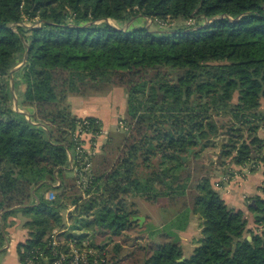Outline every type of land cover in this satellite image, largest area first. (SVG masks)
Wrapping results in <instances>:
<instances>
[{
	"label": "trees",
	"instance_id": "16d2710c",
	"mask_svg": "<svg viewBox=\"0 0 264 264\" xmlns=\"http://www.w3.org/2000/svg\"><path fill=\"white\" fill-rule=\"evenodd\" d=\"M164 67L179 70L176 80L155 71ZM11 77L14 89L25 85L16 106ZM114 86L125 89L133 128L111 168L94 155L83 197L67 174L81 119L68 98ZM263 100L264 0H0V247L5 218L20 208L30 218L20 258L48 256L53 231L67 228L61 211L75 204L70 229L82 231L66 239L81 244L94 230L88 241L109 264H264V184L248 198V227V212L228 205L200 160L215 146L219 161L264 162ZM221 113L230 117L226 134ZM129 193L168 197L172 216L144 229ZM192 214L201 236L182 259L179 231ZM134 227L164 240L113 242Z\"/></svg>",
	"mask_w": 264,
	"mask_h": 264
},
{
	"label": "crops",
	"instance_id": "0c3cea01",
	"mask_svg": "<svg viewBox=\"0 0 264 264\" xmlns=\"http://www.w3.org/2000/svg\"><path fill=\"white\" fill-rule=\"evenodd\" d=\"M134 20L135 17L130 22ZM120 89L121 88L116 87L113 91L114 94L120 92ZM68 102L74 115H77L78 117L94 116L100 119L104 126L107 127H104L106 129L105 132L107 133V131L111 129V127H108V124H111L112 120L109 121L107 119L108 123L105 124L102 110L108 108L110 109L111 115L114 114L119 101L115 98L113 99L112 95H93L87 97L70 96ZM103 135L104 134H101L99 137L102 138ZM247 166L236 164L229 159L224 161H219V159H217L216 165L212 167L211 173L212 182L215 188L219 191L220 195L225 199L228 205L238 209L241 208L248 212L246 199L251 195L260 193L259 187L264 184V162L258 161L255 170L251 169L249 165ZM60 182L61 181L58 183L60 184ZM152 205L156 208L157 213H154L153 210V213H150L149 216L142 213L138 215L145 216L143 223H146L148 220L153 226L157 223L160 224L159 226L163 227L164 223H166V221L172 216V210L168 213V210L170 209L169 198L159 197L156 202H152ZM159 212L163 213L164 216H168L164 218L162 214L161 216L159 215ZM247 214L249 218L251 213L248 212ZM149 217L151 218L150 220ZM28 219V217L16 212L9 215L7 224L5 225L6 242L0 247V264H24L20 258L18 244L24 242L28 238V228L25 226V222ZM254 225V222L249 221L248 227H254ZM196 226L197 229H192ZM150 227L151 229H159L152 226ZM179 234L181 237L180 246L184 253L183 256L187 257L193 252L198 244V238L201 236L200 219L198 216L192 214L188 226L186 229L179 231ZM248 236H250V234H248ZM158 237L156 239L155 236L152 240L158 241ZM159 239H162V237Z\"/></svg>",
	"mask_w": 264,
	"mask_h": 264
},
{
	"label": "rangeland",
	"instance_id": "374dc122",
	"mask_svg": "<svg viewBox=\"0 0 264 264\" xmlns=\"http://www.w3.org/2000/svg\"><path fill=\"white\" fill-rule=\"evenodd\" d=\"M141 23L145 24V25H148V26H154V24H152L151 20L149 19H138ZM112 23L116 24L113 20L111 21ZM131 23V22H130ZM129 22H127L125 24V26L129 25L130 24ZM21 64L17 65L15 68H19ZM155 71H160L162 72V74L166 75L168 78L172 79V80H176L178 74H179V70L177 69H174V68H170V67H164L162 68L161 70H155ZM12 80L14 81V78L12 77ZM121 88L120 89V92L114 94V89L115 88ZM25 88V85L24 84H20L17 89H14V104L16 106L17 102H18V94L21 93ZM124 92H123V91ZM93 95H104V96H109V95H112V98L116 99L118 102V107L116 109V111L114 112V114L111 115L110 113V109L108 108H105L102 110V114H103V118H104V123L107 124L108 121H111V124H108V127H111V129H109L107 131V133L105 132V127L103 122L101 121V126L103 128V136L102 138L100 137H96L95 138V143L98 144L95 149L97 151V153L95 154V161L96 160H99L100 162L102 161V159L106 160V163L108 162V160H110L108 167L111 168V166L115 165L117 163V161L119 160L120 156H122L123 154V149H124V146H123V143H122V139L124 137V134H126V136H128L130 134V129L133 128V125H130L131 123V120H130V117L128 115V100H127V94L125 92V89L124 87L122 86H114L112 87L109 91H106V92H99V93H95V94H92V95H87V96H93ZM71 96H83V95H71ZM87 96H83V97H87ZM21 99V97H20ZM264 102V100H263ZM110 108V107H109ZM262 110H264V106L261 108ZM216 120L218 121L219 125L221 126L222 130L224 131L223 134H226L228 131V126H229V121H230V117L227 113H221V114H216ZM105 127V128H104ZM259 134L260 136H263L264 137V128H261L260 131H259ZM222 138H224L226 140V136H223L222 135ZM224 139H221L220 141H223L224 142ZM90 141H93V139H91ZM93 141V142H94ZM220 141H219V145H220ZM217 147H207L205 148L203 151H202V154H201V162H205V163H209L211 165V167H214L216 165V160L218 159V155H217ZM73 152H74V148H73ZM91 158L93 159L94 158V155H91ZM99 162V163H100ZM104 164V162H103ZM101 165V164H100ZM144 164H142L140 166V168H144L143 166ZM94 161H93V166H92V171L94 173ZM69 169L67 170V174L69 175V177H71L73 180L76 176V170L74 167H71L69 166L68 167ZM141 170V169H139ZM56 185H59L58 181L56 183ZM77 186V185H76ZM81 190V189H80ZM49 192H54L55 194V190H49ZM48 193V192H47ZM47 197V196H46ZM48 199H53L54 197H47ZM125 198L128 201V204L130 205V207H134V208H137L139 214L142 213L146 216H149L150 213H153L152 211L154 210V213H157V210L156 208H154V206L152 205V201L149 200L148 198H146L145 196H142V195H139V194H134V193H129L127 195H125ZM249 198V197H248ZM70 205V204H69ZM69 205L67 208H64L62 211H61V214L63 215V218H64V221L67 225V228H66V231L62 234V237L63 238H68L69 236V233H72L74 232V234H80L82 230L80 229H75V230H72L70 229V225L72 224V221L69 217V212H68V208H69ZM172 210V208H170L168 210V213H170ZM74 210H72L73 212ZM14 212L16 213H19L25 217H28L27 215L24 214V211L22 209H16L14 210ZM160 216L162 214V216L164 218H166L168 215H165L161 212H159ZM9 215L5 218L4 220V224L6 225L7 224V219H8ZM29 218V217H28ZM30 219V218H29ZM151 218L149 217V220ZM139 221V220H138ZM248 221H252L254 222V216L253 214L251 213V215L249 216L248 218ZM144 224V223H143ZM160 224H155V226L151 225L149 223V221L147 220L145 226H144V229L148 228V229H151L150 226L152 227H155V228H159L161 229V226H159ZM197 229V226L196 227H193L192 229ZM141 229V228H140ZM138 227H134L132 228L131 230H128L124 233V236H121L120 238H117L115 237L114 241L113 239L111 240H106L104 239V237L102 235H98L97 234V243H101L103 244L104 242H108L110 243V246H112V243L113 242H116L120 240V242H124V238H126L125 235H128L130 236L131 240L130 241H125L127 245L131 244V242L134 240V238H137L138 236H140V241H142L143 243L144 242H147L148 240L152 241V237L149 238V233L148 232H142ZM85 229H83L84 231ZM91 237H88L86 238V240H90L93 238V233H94V230L93 232L92 231H89ZM158 235L156 236V239H157ZM160 236L158 237V241L157 242H162L164 239H159ZM113 241V242H112Z\"/></svg>",
	"mask_w": 264,
	"mask_h": 264
},
{
	"label": "built area",
	"instance_id": "2783aa9c",
	"mask_svg": "<svg viewBox=\"0 0 264 264\" xmlns=\"http://www.w3.org/2000/svg\"><path fill=\"white\" fill-rule=\"evenodd\" d=\"M99 125V130L96 128ZM103 134V128L99 119L95 124L91 122L89 117H81L76 130L74 131L75 147L74 152L70 153V166L76 170L77 183L82 187V196L86 197L84 190L88 186L93 175L92 166L93 159L91 155L97 153L95 147V138ZM93 139V141H90ZM249 167L253 170L257 168L258 163L250 162ZM247 166V165H245ZM248 167V166H247ZM47 197H54V192H48ZM246 202H250L247 198ZM75 204H70L68 212L75 210ZM63 230L55 229L48 240L49 255L46 256L42 251L36 250L33 255L28 254L25 258L26 264H38L41 260L48 262L47 264H109L108 254L106 251L90 245L85 240L81 244H77L73 239L61 237Z\"/></svg>",
	"mask_w": 264,
	"mask_h": 264
},
{
	"label": "water",
	"instance_id": "95a60500",
	"mask_svg": "<svg viewBox=\"0 0 264 264\" xmlns=\"http://www.w3.org/2000/svg\"><path fill=\"white\" fill-rule=\"evenodd\" d=\"M148 26V25H147ZM11 86H12V89H13V91H14V81L12 80V77H11ZM228 132H229V130H227ZM224 131H222V133H223ZM222 144H223V141H220V146H222ZM220 153H221V151H220ZM186 158V157H185ZM254 160H252V162H253ZM133 219L134 220H139V223L140 224H143V222H144V220H145V216H143V215H135L134 217H133ZM248 238L249 239H251V236H248ZM231 248V246H228L227 247V250H229ZM183 258H185L184 256L182 257V259Z\"/></svg>",
	"mask_w": 264,
	"mask_h": 264
}]
</instances>
